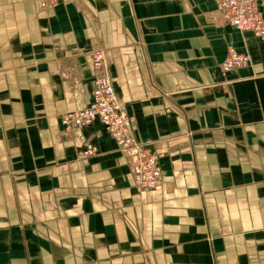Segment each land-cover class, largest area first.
I'll return each mask as SVG.
<instances>
[{
    "label": "crops",
    "instance_id": "1",
    "mask_svg": "<svg viewBox=\"0 0 264 264\" xmlns=\"http://www.w3.org/2000/svg\"><path fill=\"white\" fill-rule=\"evenodd\" d=\"M216 8L0 0V264H264V42ZM229 49L250 64L224 76ZM99 50L153 190L101 124L61 122L90 106Z\"/></svg>",
    "mask_w": 264,
    "mask_h": 264
},
{
    "label": "built area",
    "instance_id": "2",
    "mask_svg": "<svg viewBox=\"0 0 264 264\" xmlns=\"http://www.w3.org/2000/svg\"><path fill=\"white\" fill-rule=\"evenodd\" d=\"M223 25L239 32L252 33L264 41V18L257 0H214ZM93 91L89 107L66 112L61 117L67 130L87 128L101 124L106 132L117 142L119 149L132 161L130 168L136 186L142 190H153L161 183L159 157L133 136L132 122L122 102L118 99L105 66L103 50L92 53ZM250 64L247 55L229 49L221 64L224 76ZM95 148L87 146L83 156H91Z\"/></svg>",
    "mask_w": 264,
    "mask_h": 264
},
{
    "label": "rangeland",
    "instance_id": "3",
    "mask_svg": "<svg viewBox=\"0 0 264 264\" xmlns=\"http://www.w3.org/2000/svg\"><path fill=\"white\" fill-rule=\"evenodd\" d=\"M216 11H217V8H216ZM217 13H218V11H217ZM218 14H219V13H218ZM260 41H261V40H260ZM262 42H264V41H262ZM90 60H91V63H92V56H91ZM105 62H106V63H105V66H104V67L107 68V67H108V63H107L106 55H105ZM107 72H108V75L110 76L109 79L112 80V79H111V75L109 74L108 68H107Z\"/></svg>",
    "mask_w": 264,
    "mask_h": 264
}]
</instances>
